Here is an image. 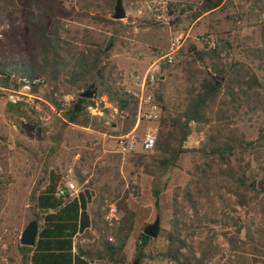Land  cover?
<instances>
[{"label":"rangeland","instance_id":"374dc122","mask_svg":"<svg viewBox=\"0 0 264 264\" xmlns=\"http://www.w3.org/2000/svg\"><path fill=\"white\" fill-rule=\"evenodd\" d=\"M43 1L55 2L64 10L58 20L63 30L62 39L65 46L72 52L81 51L85 44H102L109 38L113 40L114 45L108 56L101 61L103 78L114 86L133 93L135 85L130 82L128 76L144 74L153 62L170 51L172 38L182 36L174 63L168 68H164L162 63L161 83L154 89L162 96L163 104L170 107L178 92L183 96L182 92L186 86L187 74L183 66H178L183 60V54H186L191 46L200 49L205 39L210 40L215 36L210 30V22L218 16L230 22L239 18V13L231 9L232 0L231 6L194 23L193 27L194 21L191 22L186 13L182 14L181 9L194 7L196 0H169V4L180 6L173 7L168 25L155 22L146 10H143L140 16L135 15V9L127 5V0H121L126 14L122 20L112 18L116 0ZM28 7H34L31 0H0V52L5 57H8L9 50L4 34L12 27L14 32H17L16 40H23L24 11ZM227 55L225 52L224 57ZM207 66L208 60H205L204 65L196 63L195 69L205 70ZM53 86L58 90L54 98L68 93L60 99L62 106L69 105L73 95L69 93L70 88L61 74L57 81H51L41 88L37 93L39 99L27 103L33 106L35 112L25 108L26 114L20 119L8 109L6 88L0 86V264H22L19 241L24 228L34 218V200L46 186L50 172L59 174L61 180L70 168L80 190L90 186L94 194L88 206L92 224L74 240L75 245H79L83 251L96 256L103 252L105 243L116 245L114 230L119 225L110 228L103 219L106 204L111 203L117 208L119 221L122 205L134 211L136 219L123 251L125 258L119 264H133L136 259V241L140 233H143L144 227L152 224L156 216L160 218V232L157 238L151 239L152 242L145 249L142 258H138V264H226L227 258L234 254L229 240L232 239L238 247H243L242 249L249 244L250 238L245 234L251 224V214L247 213V208L234 205L235 198L222 190L223 201L228 204V209H235L240 216V232L236 233L237 228H234L228 217L222 218L220 215L217 209L218 199L214 192H209L194 203L180 196V216L186 226L180 239L186 248L182 249L178 262L164 256L167 241L162 230L168 231L170 228L173 195L177 191L183 193L190 188L193 163L204 168L205 162L215 160L207 150L205 154L201 152L210 135L215 134L211 131L212 127L217 126L213 121L214 113H208L213 122L190 124L191 134L183 143V148L189 151L179 157L176 168L160 174L149 162L153 152L126 156L116 152L115 139L133 132L135 124L130 132L123 133L124 122L116 109L107 102V98L98 95L99 86L93 89L82 86L79 91H89L90 99L95 104L91 106H97L101 113L92 115L88 112V127L65 123L55 108L45 101V94H48ZM11 87L10 85L7 89ZM215 109L213 108V112ZM227 117L229 127L234 130L236 136H243L246 141L257 139L259 131L264 129V109L261 108H251L244 104L237 112L229 109ZM17 121L33 123L43 130V133L39 138H30L20 131L16 125ZM149 129L153 130L156 136L158 122L141 123L133 132L134 137L139 140ZM138 155H144L145 165L142 167L136 164ZM252 158L258 159V162L252 163V168L264 169V151L254 157L244 156L243 160ZM248 173L249 171L246 172ZM157 175L160 176L161 188L156 190L159 194L155 197L152 194V184ZM81 178H85L83 182L80 181ZM261 218L264 219V216ZM109 236H112V242L108 241ZM256 241L258 240L255 238L254 242ZM203 243L206 246L202 245ZM207 246H210L209 250L207 248L205 251L207 258L199 263L201 249ZM91 264L113 263L95 259Z\"/></svg>","mask_w":264,"mask_h":264},{"label":"trees","instance_id":"16d2710c","mask_svg":"<svg viewBox=\"0 0 264 264\" xmlns=\"http://www.w3.org/2000/svg\"><path fill=\"white\" fill-rule=\"evenodd\" d=\"M31 3L34 7H28L24 11L23 40H16L17 32L12 27L4 34V38L8 40L9 55L5 57L0 52V86L7 89L12 85L8 74H5L6 70L27 77L42 76L46 84L57 81L63 74L73 99L69 105L62 106L60 98L68 93L54 98L58 90L53 86L45 94V101L55 108L65 123L81 127L89 126L87 108L95 104L91 99L81 97L79 91L82 86L88 89L99 86L98 95L107 98V102L116 109L124 122L123 133L130 132L136 120L137 99L124 88L105 81L100 67L102 59L108 56L114 45L113 40L109 38L102 44H85L81 51L72 52L65 46L63 30L58 20L64 10L55 2L31 0ZM126 3L133 9L137 8L134 0H127ZM230 4V0H196L194 7L182 8L181 13H186V17L193 22L203 13L212 15L231 6ZM179 6L169 4L172 10L169 14L173 13V7ZM219 34L221 33L215 34L213 48L208 45L212 39H205L200 49L191 46L183 54V60L178 66H183L187 74L186 86L183 96L178 92L171 107L164 105L162 96L154 91L156 100L162 106V116L158 122L156 143L149 162L157 173L176 168L179 157L189 151L183 148V143L191 134V123L208 124L215 121L217 124L211 128L215 134L210 135L206 146L201 149L204 154L207 150L215 160L205 162L204 168L193 163L190 188L183 193L177 191L172 197L170 228L168 231L162 230V233L167 241L164 256L173 262L179 261L182 249L186 248L180 239L186 227L180 216V196L194 203L209 192H214L220 215L222 218L228 217L234 228H237L236 233L240 232V216L235 209H228V204L223 201L222 190L235 198L234 205L247 208V213L251 214V224L245 234L250 238L249 244L242 249L232 239L229 240L234 254L227 258L226 264H245L246 253L264 257V219L261 218L264 216V169L252 168V163L258 162L256 158L243 160L244 156L254 157L264 151V129L259 131L257 139L246 141L243 136H236L229 127L227 117L229 109L237 112L244 104L251 108L264 109V24L261 46L244 51L245 57L251 59L252 68L240 62L230 67L222 65L221 52L228 43L224 38L225 33L220 38ZM15 56L17 57L14 58ZM205 60H208L205 70L195 69L196 63L204 65ZM163 67L170 66L163 64ZM160 81H157V85ZM7 107L19 119L25 116V108L35 112L33 106L22 101L15 104L9 102ZM213 108H216L214 112ZM208 113H214L213 121ZM16 125L30 138H39L43 133V130L30 122L17 121ZM143 159L144 155H138L136 164L141 167L145 165ZM84 179L81 178L80 181L83 182ZM59 182V174L50 172L46 186L34 200L33 220L38 223V234L33 247L20 246L22 264H91L95 259L119 264L125 258L123 251L134 228L135 212L126 205L120 206L122 216L119 226L114 230L116 245L105 243L103 252L95 256L91 252L83 251L74 242L76 236L92 224L88 206L92 201L93 191L90 186H85L78 198L66 200V197L55 195ZM152 194L157 197L159 191L153 190ZM255 238L258 241L254 242ZM151 242V238L140 233L136 241V259L142 258ZM202 245L206 246L204 243ZM209 248L210 246L201 249L199 263L207 258L205 251Z\"/></svg>","mask_w":264,"mask_h":264},{"label":"built area","instance_id":"2783aa9c","mask_svg":"<svg viewBox=\"0 0 264 264\" xmlns=\"http://www.w3.org/2000/svg\"><path fill=\"white\" fill-rule=\"evenodd\" d=\"M136 9L135 15H142L143 10H146L153 18L155 22L168 25L170 19V7L169 0H134ZM258 20L264 24V10H257ZM2 33L0 31V38ZM182 36L172 38L170 42V51L153 62L149 69L144 74H131L128 79L135 85V93L127 92L134 95L137 99V112L135 120L134 131L139 127L141 123H157L162 116V106L156 100L154 95V89L157 87V81L161 80V65L171 66L174 63L175 54L181 46ZM208 45L213 48L214 43L208 42ZM8 74L11 82V88L6 89L8 94V101L12 104L17 102L32 103L34 100L39 99L37 93L42 87L46 85L45 79L42 76L27 77L20 74H15L5 71ZM36 90V91H35ZM88 112L92 115H101L98 111V107L90 106L87 108ZM133 131V132H134ZM133 132L125 135L118 136L116 140V152L121 156L131 155L133 153H150L153 151L156 143V136L153 130H146L141 138L138 140L134 137ZM81 192L77 182L73 178L72 169H68L62 179L60 180L55 195L57 197H66V200H73L78 198ZM103 219L105 223L113 228L118 225V211L114 204H106V209ZM109 242L113 241L112 236L108 238ZM75 251V248L73 249Z\"/></svg>","mask_w":264,"mask_h":264},{"label":"crops","instance_id":"0c3cea01","mask_svg":"<svg viewBox=\"0 0 264 264\" xmlns=\"http://www.w3.org/2000/svg\"><path fill=\"white\" fill-rule=\"evenodd\" d=\"M233 6L231 9L235 13H239V18H235V22H230L226 18H216L210 22V30L216 33H225V39L227 40L228 46L221 52V63L224 66H231L237 62L246 64L252 68L250 58H246L244 51L249 48H259L261 46V31L262 23L258 20L257 10L264 9V0H232ZM211 15V13H203L197 18L194 23L205 19ZM192 27L189 29L191 31ZM221 34L218 36L222 37ZM216 39L212 36L210 42L214 43ZM228 55L224 57V53ZM245 264H264V257L246 253Z\"/></svg>","mask_w":264,"mask_h":264},{"label":"water","instance_id":"95a60500","mask_svg":"<svg viewBox=\"0 0 264 264\" xmlns=\"http://www.w3.org/2000/svg\"><path fill=\"white\" fill-rule=\"evenodd\" d=\"M126 17L125 10L123 8L121 0H116L115 7H114V14L112 18L114 20H122ZM81 97L90 99L91 93L89 91L82 92ZM159 175L154 177L152 189L159 190L161 188V184L159 181ZM160 232V218L158 216L155 217L154 222L152 224H148L143 229V235L149 237L151 239L157 238ZM38 234V223L35 220H32L27 224L24 228L21 237H20V245L26 247H33L36 242ZM133 264H138V259H135Z\"/></svg>","mask_w":264,"mask_h":264}]
</instances>
